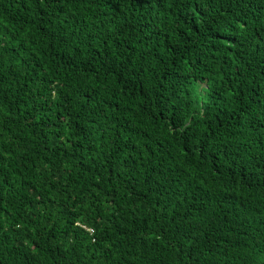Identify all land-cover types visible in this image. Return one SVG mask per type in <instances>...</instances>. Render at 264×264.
I'll use <instances>...</instances> for the list:
<instances>
[{
  "label": "trees",
  "instance_id": "16d2710c",
  "mask_svg": "<svg viewBox=\"0 0 264 264\" xmlns=\"http://www.w3.org/2000/svg\"><path fill=\"white\" fill-rule=\"evenodd\" d=\"M0 264H264V0H0Z\"/></svg>",
  "mask_w": 264,
  "mask_h": 264
},
{
  "label": "built area",
  "instance_id": "2783aa9c",
  "mask_svg": "<svg viewBox=\"0 0 264 264\" xmlns=\"http://www.w3.org/2000/svg\"><path fill=\"white\" fill-rule=\"evenodd\" d=\"M90 231H92V229H89Z\"/></svg>",
  "mask_w": 264,
  "mask_h": 264
}]
</instances>
